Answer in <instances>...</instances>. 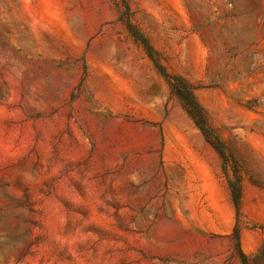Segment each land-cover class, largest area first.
<instances>
[{
	"label": "rangeland",
	"instance_id": "rangeland-1",
	"mask_svg": "<svg viewBox=\"0 0 264 264\" xmlns=\"http://www.w3.org/2000/svg\"><path fill=\"white\" fill-rule=\"evenodd\" d=\"M239 250L264 264V0H0V264Z\"/></svg>",
	"mask_w": 264,
	"mask_h": 264
},
{
	"label": "trees",
	"instance_id": "trees-1",
	"mask_svg": "<svg viewBox=\"0 0 264 264\" xmlns=\"http://www.w3.org/2000/svg\"><path fill=\"white\" fill-rule=\"evenodd\" d=\"M128 28L131 32H134V37L136 38V40H138L143 45L147 54L152 60H154L156 68L160 71L161 75L167 80L171 93L174 94V96L180 101L182 109L194 121L195 125L206 137V139L209 138L210 132L208 131L205 115L201 107L199 106L195 96L193 95L191 89L180 77L169 75L154 58V55L156 53L151 47V45L147 42V40L142 35L136 33L131 25H128ZM170 80H174L175 82L171 83ZM232 197L235 207L238 208L239 187L237 185L232 186ZM233 234L236 242L238 243L239 228L237 227V225L234 228ZM239 255L242 258V263L248 264L245 255L240 250Z\"/></svg>",
	"mask_w": 264,
	"mask_h": 264
}]
</instances>
